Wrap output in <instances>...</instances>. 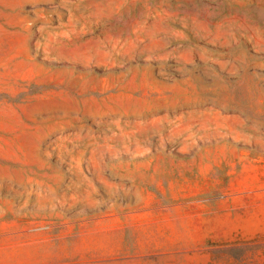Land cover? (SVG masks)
Instances as JSON below:
<instances>
[{"label":"rangeland","instance_id":"374dc122","mask_svg":"<svg viewBox=\"0 0 264 264\" xmlns=\"http://www.w3.org/2000/svg\"><path fill=\"white\" fill-rule=\"evenodd\" d=\"M252 239L264 261V0H0V264Z\"/></svg>","mask_w":264,"mask_h":264},{"label":"trees","instance_id":"16d2710c","mask_svg":"<svg viewBox=\"0 0 264 264\" xmlns=\"http://www.w3.org/2000/svg\"><path fill=\"white\" fill-rule=\"evenodd\" d=\"M256 241L243 240V242L230 241L227 243L220 244L226 251L233 256V260L229 264H264V261H254V259L249 255L247 247L249 245H256ZM234 253L236 255H234Z\"/></svg>","mask_w":264,"mask_h":264}]
</instances>
